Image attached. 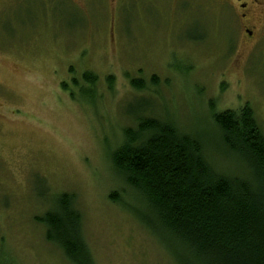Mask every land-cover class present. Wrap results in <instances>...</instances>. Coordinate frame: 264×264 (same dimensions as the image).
<instances>
[{
	"label": "rangeland",
	"instance_id": "374dc122",
	"mask_svg": "<svg viewBox=\"0 0 264 264\" xmlns=\"http://www.w3.org/2000/svg\"><path fill=\"white\" fill-rule=\"evenodd\" d=\"M224 4L21 0L0 11V264H72L39 221L63 192L95 264H185L142 222L112 155L148 116L216 143L214 114L249 106L264 132V13L249 36Z\"/></svg>",
	"mask_w": 264,
	"mask_h": 264
},
{
	"label": "trees",
	"instance_id": "16d2710c",
	"mask_svg": "<svg viewBox=\"0 0 264 264\" xmlns=\"http://www.w3.org/2000/svg\"><path fill=\"white\" fill-rule=\"evenodd\" d=\"M213 118L216 143L139 118L113 166L146 207L142 222L185 264H264V132L249 106ZM209 142L221 147L223 163L208 156ZM55 202L39 218L46 240L72 264H95L74 197L63 192Z\"/></svg>",
	"mask_w": 264,
	"mask_h": 264
},
{
	"label": "flooded vegetation",
	"instance_id": "af4514ba",
	"mask_svg": "<svg viewBox=\"0 0 264 264\" xmlns=\"http://www.w3.org/2000/svg\"><path fill=\"white\" fill-rule=\"evenodd\" d=\"M21 0H0V11L8 4ZM226 5L233 6L238 14V17L243 22L245 26V32L248 33L249 36L253 35V31L248 27L253 26V17L258 15V13H264V0H232L233 5L227 2V0H223ZM233 11V10H232Z\"/></svg>",
	"mask_w": 264,
	"mask_h": 264
}]
</instances>
